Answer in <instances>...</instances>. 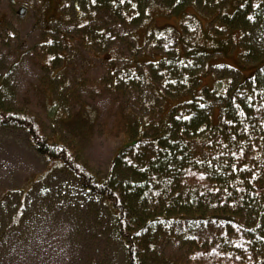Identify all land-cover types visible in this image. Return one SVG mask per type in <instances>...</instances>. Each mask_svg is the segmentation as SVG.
Segmentation results:
<instances>
[{"label": "rangeland", "instance_id": "obj_1", "mask_svg": "<svg viewBox=\"0 0 264 264\" xmlns=\"http://www.w3.org/2000/svg\"><path fill=\"white\" fill-rule=\"evenodd\" d=\"M150 2L144 0L138 20L128 26L112 25L111 32L97 36L105 46L86 41L84 48V34L103 27L95 22L96 14L103 23L108 21L95 5L81 3L79 10L78 3L68 0H0V105L35 113L45 124L40 135L57 131L51 136L56 143L71 142L70 150L78 152L97 177L108 174L139 124L149 123L147 138L166 124L173 107L185 102L177 99L179 93L194 94L196 76L199 95L204 88L226 92L259 67L243 60L241 34L218 18L220 13L225 19L233 16L235 0H198L201 5L186 8L182 18L161 3ZM191 17L198 24L196 36L193 29L184 30ZM213 42L219 50L202 61L195 47L213 48ZM51 43L54 49L61 46L58 57L46 48ZM117 50L113 66L123 85L115 91L109 62ZM165 52L168 61L151 64L163 59ZM130 73L138 90L124 85L132 78ZM145 74L151 75L150 86ZM185 79L192 80L187 84L190 91H182ZM168 80L172 83L165 87ZM220 116V107L214 106L213 126ZM103 205L67 171L44 158L26 131L0 125V264H126L125 249L108 226L109 218L97 229L89 227L91 211L108 216ZM230 220L237 224L236 217ZM224 222L175 224L206 242L235 227Z\"/></svg>", "mask_w": 264, "mask_h": 264}, {"label": "trees", "instance_id": "obj_2", "mask_svg": "<svg viewBox=\"0 0 264 264\" xmlns=\"http://www.w3.org/2000/svg\"><path fill=\"white\" fill-rule=\"evenodd\" d=\"M68 1L78 3L79 10L81 3L85 7L95 5L108 16V19L102 17L108 20L103 23L96 14L95 22L103 27L94 34H84V48L86 41L103 42L96 37L101 38L105 31L111 32L112 25L128 26L138 20V10L144 3V0H115V4L108 0L104 3L100 0L95 3ZM196 1L151 0L181 18L186 8L201 5ZM131 10L136 13L131 15ZM218 18L233 33L241 34L243 60L259 63L254 75L226 92L204 88L201 95L198 94L200 78L196 76L194 94L179 93L177 99H185V102L173 107L176 109L170 119L151 138L144 136L145 130L150 129L149 123L139 124L138 133L116 154L104 177L94 175L79 153L70 150L71 142L60 139L56 143L51 136L57 131L51 135L44 132L41 136L45 124L35 113L0 105V125L26 131L29 141L44 158L78 180L87 194L102 200L108 216L91 211L89 227L97 229L109 218L108 226L125 249L126 264H147L150 257L151 264L264 263V55L260 54L264 52V0H235L233 16L225 19L220 13ZM197 25L191 17L184 30L188 33L191 28L196 36L199 34ZM101 42L99 45L105 46ZM53 43L45 46L57 52L58 57L61 46L57 44L58 49H54ZM214 45L213 48L195 47L202 61L219 50L216 43ZM166 52L163 59L151 64L168 61ZM117 61L118 50L117 56L111 57L109 62L113 80L110 86L115 91L117 86L123 85L122 76L116 74L113 66ZM131 76L124 85L132 88L137 81L133 74ZM149 77L151 75L145 74L148 86ZM191 81L185 79L182 91H190L187 84ZM168 82L172 83L165 81V87ZM217 105L221 116L219 124L213 126L211 111ZM56 106L60 109L59 104ZM229 120L233 122L229 124ZM53 124L58 126L57 122ZM92 202L93 199L86 200L89 205ZM233 217L237 224L231 223ZM215 220H225L224 223L235 227L222 238L205 242L196 234L191 235L186 226L177 229L175 224L180 222L184 226Z\"/></svg>", "mask_w": 264, "mask_h": 264}, {"label": "snow or ice", "instance_id": "obj_3", "mask_svg": "<svg viewBox=\"0 0 264 264\" xmlns=\"http://www.w3.org/2000/svg\"><path fill=\"white\" fill-rule=\"evenodd\" d=\"M92 2L95 3L96 0H92ZM179 2H180V0H176V3H179ZM132 6L135 7L134 4H133ZM137 14H138V13H137ZM10 34H11V33H10ZM185 119H187V117H185ZM232 122H233L232 120H229V121H228L229 124H231Z\"/></svg>", "mask_w": 264, "mask_h": 264}]
</instances>
